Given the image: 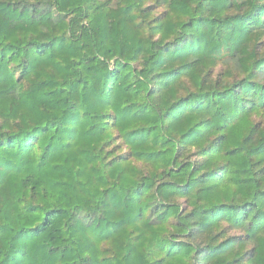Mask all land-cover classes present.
<instances>
[{
  "label": "trees",
  "instance_id": "trees-1",
  "mask_svg": "<svg viewBox=\"0 0 264 264\" xmlns=\"http://www.w3.org/2000/svg\"><path fill=\"white\" fill-rule=\"evenodd\" d=\"M0 264H264V0H0Z\"/></svg>",
  "mask_w": 264,
  "mask_h": 264
}]
</instances>
